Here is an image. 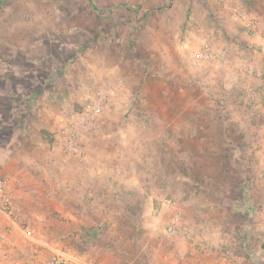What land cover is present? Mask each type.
Returning a JSON list of instances; mask_svg holds the SVG:
<instances>
[{"label":"rangeland","instance_id":"obj_1","mask_svg":"<svg viewBox=\"0 0 264 264\" xmlns=\"http://www.w3.org/2000/svg\"><path fill=\"white\" fill-rule=\"evenodd\" d=\"M263 42L264 0H0V174L20 215L0 241L29 224L16 236L47 261L264 264ZM95 92L80 160L60 112ZM176 215L188 238L166 237Z\"/></svg>","mask_w":264,"mask_h":264},{"label":"built area","instance_id":"obj_2","mask_svg":"<svg viewBox=\"0 0 264 264\" xmlns=\"http://www.w3.org/2000/svg\"><path fill=\"white\" fill-rule=\"evenodd\" d=\"M253 26L255 20L250 22ZM264 52V42H263ZM210 49L208 46L199 51L195 55V63H200L208 58ZM104 95L101 92H95V97L87 105L79 110L62 109L60 114L62 122L57 133L58 146L66 153H70L80 160L85 157V135L96 127L98 116L102 111L101 103ZM0 215L14 222L20 221V215L11 193V178L7 174H0ZM21 231L27 238H33L34 230L29 224H23ZM166 237L173 238L183 232L189 237L188 227L180 221V217L176 215L164 227ZM51 264H100L98 262L88 261L82 257L73 254L70 251L57 249L53 253Z\"/></svg>","mask_w":264,"mask_h":264},{"label":"crops","instance_id":"obj_3","mask_svg":"<svg viewBox=\"0 0 264 264\" xmlns=\"http://www.w3.org/2000/svg\"><path fill=\"white\" fill-rule=\"evenodd\" d=\"M99 168V167H98ZM102 169H108V167H101ZM28 193L23 192L21 195L25 198L28 197ZM30 196V195H29ZM16 207L18 201H15ZM17 225L14 224L13 229L10 231V235L12 238H8V240L0 241V264H51L47 259H41V251L37 249V247L32 246L31 243H27L22 239H18V231L16 228ZM22 234V231H19ZM17 235V236H16ZM5 235L0 233V237H4ZM28 244L30 247H28ZM34 249L30 253H28L27 249Z\"/></svg>","mask_w":264,"mask_h":264}]
</instances>
